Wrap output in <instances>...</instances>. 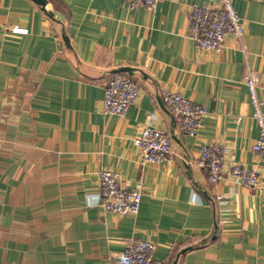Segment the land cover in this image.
Here are the masks:
<instances>
[{"label": "crops", "instance_id": "obj_1", "mask_svg": "<svg viewBox=\"0 0 264 264\" xmlns=\"http://www.w3.org/2000/svg\"><path fill=\"white\" fill-rule=\"evenodd\" d=\"M219 2L160 0L151 10L49 0L62 22L34 0H0V264H121L117 255L141 239L156 242L166 264H264V158L245 83L254 70L264 99V0H234L245 35L203 49L190 35V6ZM122 66L138 68L126 74L140 85L125 116L103 110ZM166 89L206 106L198 134L162 106ZM146 124L171 136L161 162H143L134 143ZM206 142L258 170L260 184L229 171L211 182L195 163ZM103 169L142 191L137 214L92 203Z\"/></svg>", "mask_w": 264, "mask_h": 264}, {"label": "built area", "instance_id": "obj_2", "mask_svg": "<svg viewBox=\"0 0 264 264\" xmlns=\"http://www.w3.org/2000/svg\"><path fill=\"white\" fill-rule=\"evenodd\" d=\"M131 8L145 6L154 10L160 0H126ZM190 35L203 49L221 50L229 35L243 38L246 32L244 20L234 5V0H220L217 4H197L190 6ZM17 32L26 29L14 28ZM254 116L260 125V135L253 148L264 158V99L259 93V79L254 70H248L245 76ZM140 94V85L126 73L113 74L105 87L103 110L106 113L125 116L134 105ZM163 100L173 113L182 128L190 135L198 134L206 115L205 105L195 102L181 92L163 90ZM134 143L143 153V162L158 163L166 159L173 151L169 132L154 125L146 124ZM1 145V142H0ZM226 146L219 142L203 143L196 165L203 168L209 180L219 182L229 171L236 179L248 186L256 187L261 182V176L255 168H249L242 162H227ZM100 191L92 203L101 204L108 211L121 214H137L140 210L143 193L140 189L126 187L120 184L119 174L112 169L99 172ZM156 242L141 239L130 242L125 250L117 255L121 264H166L156 257Z\"/></svg>", "mask_w": 264, "mask_h": 264}, {"label": "water", "instance_id": "obj_3", "mask_svg": "<svg viewBox=\"0 0 264 264\" xmlns=\"http://www.w3.org/2000/svg\"><path fill=\"white\" fill-rule=\"evenodd\" d=\"M36 3H38L46 12L49 16L53 17V18H58L60 19L62 22H66V19L65 17L62 15V13L58 12V11H55V10H51V9H48L47 8V5L49 3V0H34ZM65 40L68 44V46H70V43H69V37L67 35H65ZM136 70H138V68H135V67H132V66H122L120 68H118L116 70V72H122V73H127V74H133ZM162 106H164V108H166L169 112H170V109L166 106L165 102L162 101ZM171 113V112H170ZM203 193L205 194L206 191L203 190ZM190 247L188 248H184L180 253H183L185 252L187 249H189ZM177 263V259L173 262V264H176Z\"/></svg>", "mask_w": 264, "mask_h": 264}]
</instances>
